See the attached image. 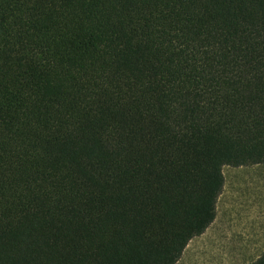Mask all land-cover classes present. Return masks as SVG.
Listing matches in <instances>:
<instances>
[{"label": "trees", "instance_id": "1", "mask_svg": "<svg viewBox=\"0 0 264 264\" xmlns=\"http://www.w3.org/2000/svg\"><path fill=\"white\" fill-rule=\"evenodd\" d=\"M259 164L264 0H0V264H177Z\"/></svg>", "mask_w": 264, "mask_h": 264}, {"label": "rangeland", "instance_id": "2", "mask_svg": "<svg viewBox=\"0 0 264 264\" xmlns=\"http://www.w3.org/2000/svg\"><path fill=\"white\" fill-rule=\"evenodd\" d=\"M214 225L194 238L177 264H249L264 252V164L226 166Z\"/></svg>", "mask_w": 264, "mask_h": 264}, {"label": "crops", "instance_id": "3", "mask_svg": "<svg viewBox=\"0 0 264 264\" xmlns=\"http://www.w3.org/2000/svg\"><path fill=\"white\" fill-rule=\"evenodd\" d=\"M259 165H262V164H259ZM252 166H256V165H252ZM247 167H251V166H246V168ZM235 168V167H234ZM237 168H239V169H243L244 167H237ZM220 199V198H219ZM217 207H218V204H217ZM216 219H217V216H216ZM216 219H215V221H216ZM215 221H214V223H215ZM214 223L212 224V225H214ZM211 225V226H212ZM210 228V227H209ZM189 246V245H188ZM188 248V247H187ZM186 251V250H185ZM185 253V252H184ZM184 255V254H183Z\"/></svg>", "mask_w": 264, "mask_h": 264}]
</instances>
